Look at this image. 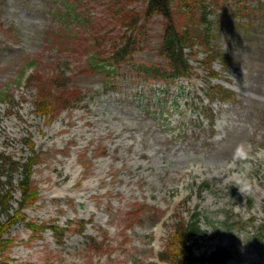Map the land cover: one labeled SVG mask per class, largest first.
I'll list each match as a JSON object with an SVG mask.
<instances>
[{"label": "rangeland", "instance_id": "1", "mask_svg": "<svg viewBox=\"0 0 264 264\" xmlns=\"http://www.w3.org/2000/svg\"><path fill=\"white\" fill-rule=\"evenodd\" d=\"M208 2L210 19H218L209 39L228 60L215 58L218 75L209 78L203 50L185 48L191 73L165 83L141 79L131 63L109 75L86 70L94 66L91 33L107 57L125 29L111 0H0V90L11 94L0 100V152L20 161L37 157L31 177L38 197L9 230L8 264H167L157 253L178 217L189 220L194 210L202 228L195 253L232 239L236 249L226 264H264L246 237L264 222V0L242 1L239 14L228 15L244 22L235 27ZM257 2L262 8L250 9ZM127 5L141 9L143 0ZM66 7L80 23L63 14ZM162 21L153 16L139 35L136 64L164 63ZM31 71L59 72L83 97L47 119L34 105L37 81L26 83ZM215 84L233 98L210 99L205 88ZM241 145L245 155L234 159ZM240 179L248 191H239ZM227 216L239 230L230 236L207 225ZM78 220L84 231H67L61 241L51 229L26 225L77 228Z\"/></svg>", "mask_w": 264, "mask_h": 264}, {"label": "trees", "instance_id": "2", "mask_svg": "<svg viewBox=\"0 0 264 264\" xmlns=\"http://www.w3.org/2000/svg\"><path fill=\"white\" fill-rule=\"evenodd\" d=\"M130 0H111L114 16L121 26H124L123 33L114 38L110 44L111 52L107 57H102L105 50L101 49V41L97 40V35L93 36V43L90 46L92 50L91 61L93 65H86V70L95 71L101 69L105 74H111L119 66L124 63H131L132 67H136L140 72L141 79L150 81L158 80L169 83L176 77H185L191 73L192 66L185 54V48L190 49V53L194 52L195 47H200L204 54L200 59V64L205 69V75L209 78L217 76L218 72L213 67V60L227 61L228 58L222 54L218 48L213 45L209 39L211 34L210 27L213 22L218 19H210L209 12L205 0H143V7L135 9L128 7L127 2ZM229 1V6L227 2ZM244 0H209V3L220 8L217 16L222 17L233 27L243 25L244 22H238L234 18L239 14V4ZM225 2V6L223 5ZM198 3L201 11L196 13L191 5ZM262 3L257 2L250 9L255 10L262 8ZM217 10V9H216ZM73 8L66 7L65 14L67 17L73 16V20L80 23L79 14L73 13ZM159 15L162 17V33L159 43V53L164 57L163 64H136L133 62L134 54L138 52L137 40L142 34L147 22L153 17ZM233 15L234 18H228ZM217 18V17H216ZM9 28H6L8 30ZM104 36V35H103ZM32 63V62H29ZM140 66V68H138ZM57 68H59L57 66ZM139 76V75H137ZM26 83L37 81L38 89L34 102L36 112L44 115L47 119L59 113L63 108L72 107L79 101L83 95L78 86H69L66 77L59 72H53L47 77H42L36 71H31L26 75ZM51 86L56 88V92L50 91ZM206 95L210 99L219 98L221 100L232 99L230 91L219 84L207 85ZM11 96L8 92L0 90V100ZM32 145V143H31ZM36 155H29L24 161L16 160L10 155L0 152V264H8L3 253L9 249L13 239L7 236L11 227L25 219L24 209L33 205L38 197L37 190L32 183V167L36 163ZM17 175L16 182L13 178ZM5 177V178H2ZM208 185V182L202 183L199 187ZM19 191V198L14 199L13 192ZM12 201L17 203L14 208ZM201 212L194 210L190 219L178 217L173 223L172 231L167 236L163 248L158 252L160 260L167 264H226L232 258L236 245L233 240L229 239L228 243L218 245L215 249L208 253H195L194 242L197 235L202 232L200 224ZM228 216L219 222L208 220L207 225L214 232H238V229H230L228 225ZM74 223L77 228L68 226H60L55 221L50 223L27 222L32 231H46L51 229L59 241L67 231H75L82 233L85 228V221L78 220ZM252 226V225H251ZM248 245H252L254 249L259 251L260 257L264 261V223L257 224L255 231L250 233L246 231ZM93 241V239H90ZM192 240L189 244L188 241Z\"/></svg>", "mask_w": 264, "mask_h": 264}, {"label": "clouds", "instance_id": "3", "mask_svg": "<svg viewBox=\"0 0 264 264\" xmlns=\"http://www.w3.org/2000/svg\"><path fill=\"white\" fill-rule=\"evenodd\" d=\"M245 155V149L244 147L241 145V146H238L235 153H234V159H241L243 156ZM238 185H239V191L241 193L245 192V191H248L249 190V185L247 183L246 180L244 179H240L238 180ZM210 232V231H209Z\"/></svg>", "mask_w": 264, "mask_h": 264}]
</instances>
